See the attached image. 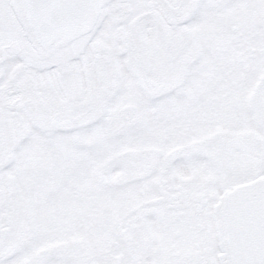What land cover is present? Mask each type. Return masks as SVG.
I'll return each instance as SVG.
<instances>
[{
	"label": "snow or ice",
	"instance_id": "obj_1",
	"mask_svg": "<svg viewBox=\"0 0 264 264\" xmlns=\"http://www.w3.org/2000/svg\"><path fill=\"white\" fill-rule=\"evenodd\" d=\"M0 264H264V0H0Z\"/></svg>",
	"mask_w": 264,
	"mask_h": 264
}]
</instances>
